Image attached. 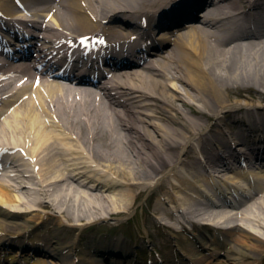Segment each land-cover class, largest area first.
I'll list each match as a JSON object with an SVG mask.
<instances>
[{
    "label": "bare ground",
    "instance_id": "1",
    "mask_svg": "<svg viewBox=\"0 0 264 264\" xmlns=\"http://www.w3.org/2000/svg\"><path fill=\"white\" fill-rule=\"evenodd\" d=\"M177 1L25 0L38 16L51 15L56 25L47 24L45 31L56 42L74 32L105 30L102 19L110 11L129 13L125 25L130 31L147 16L151 36L160 22L158 12L179 17L163 28L162 44L145 63L118 70L106 81L107 93L84 83L41 82L35 90L39 101L23 100L0 122V143L23 148L38 186L34 192L21 183L18 177L30 176L21 168L16 179L26 197L0 182V246L32 254L29 264H93V254L111 264H134V248L124 236L105 235L85 246L77 259L76 242L65 240L59 230L44 236L41 227L60 214L65 219L54 221L58 228L74 230L96 220L87 217L97 210L102 218H113L134 207L144 192H166L175 208L157 201L150 217L161 226L183 228L182 216L193 238L187 248L176 243L162 264H214L222 252L233 264H262L264 236L239 221L225 224L250 220L264 229V182L231 210L190 202L186 194L206 180L207 165L220 174L242 159L264 166V0ZM14 5L0 0V8L10 14ZM8 86L0 79V92L7 93ZM4 103V111L14 104ZM50 119L61 131L52 129ZM59 144L66 150L63 157ZM187 169L194 178L184 173ZM83 172L86 180L80 179ZM219 185L229 193L224 182ZM43 207L56 213L36 212ZM7 260L15 264L21 258L9 254Z\"/></svg>",
    "mask_w": 264,
    "mask_h": 264
},
{
    "label": "rangeland",
    "instance_id": "2",
    "mask_svg": "<svg viewBox=\"0 0 264 264\" xmlns=\"http://www.w3.org/2000/svg\"><path fill=\"white\" fill-rule=\"evenodd\" d=\"M179 85L180 84L178 83V86ZM52 128L57 129V127L55 126H52ZM8 131L11 132V135H12L13 131H11V129H9ZM0 135H1V131H0ZM2 137L3 136H0V138ZM156 182L157 180H154L151 183L152 185H155ZM12 183L16 185L19 184L18 181H13V180H12ZM32 185L34 186V188L38 187L35 184H32ZM168 189H169V193H172L175 191L172 188L171 189L168 188ZM13 192L19 193V195H22L23 197H26L27 195L25 194L26 191L19 190V189L17 190L13 189ZM157 199L159 200V197ZM150 200L151 198L148 195V193L144 192L138 199L135 206L132 207L128 212L122 213V214L113 216V218H107V220H104L103 218H101V217H104V214L101 211L97 210L93 212V214H90L87 217V218L93 217L94 219H96L95 221H93L94 224H90L91 222L84 226L80 224L73 231H67L66 229H59L61 230L60 234L61 236H65V235L67 236L69 232V236H67V240L76 242L78 246L76 253L79 256L83 254L84 252L83 248L84 246H86V244L94 243L96 240H99L105 235L124 236L125 238L128 237L129 243H131V238L132 239L135 238V240L138 242V246H139L138 248L144 251H147L148 253H150L149 249H151V247L153 246L158 248L163 253V255L168 254L170 250L176 249L177 248V246L175 245L176 243H180L183 247L186 248L188 245V242L190 241L191 234L189 235L186 230L177 231L174 228L161 226L159 222L153 220L152 219L153 216L150 217V214L152 212L151 211L152 204ZM160 200H162L161 203L165 202L164 205L167 208H171V206L174 205V203L170 201L169 195H167L165 200L164 199H160ZM41 210L42 212H46V213L47 211L48 213L49 212L56 213L54 212L52 208H49V207H43ZM36 212L41 213V211H36ZM56 215H59V216H53L54 217L53 219H50V220L48 219V221H46L43 224L40 230L43 234L53 236L55 231L58 230L57 226L54 225L55 224L54 221L60 218L65 219V217H63L60 214H56ZM127 217H130V218L132 217V218L131 220L126 222L128 220ZM241 224H242V227L244 226L247 229L254 230V232H256L257 234L264 236V229L257 226L256 222L252 223L250 222V220L249 221L243 220ZM178 228H180V226H178ZM169 233L173 236V238L170 236ZM178 238H180V241L178 240ZM151 239H153V244H151L150 242ZM201 254L203 255L204 253H201ZM91 259L96 264H98L97 257L92 256ZM220 260L225 261V263L219 262ZM213 263L214 264H233L231 261L226 259L223 253L217 254L216 258L213 259ZM262 264H264V253L262 254Z\"/></svg>",
    "mask_w": 264,
    "mask_h": 264
},
{
    "label": "snow or ice",
    "instance_id": "3",
    "mask_svg": "<svg viewBox=\"0 0 264 264\" xmlns=\"http://www.w3.org/2000/svg\"><path fill=\"white\" fill-rule=\"evenodd\" d=\"M37 83H39V81H37Z\"/></svg>",
    "mask_w": 264,
    "mask_h": 264
}]
</instances>
